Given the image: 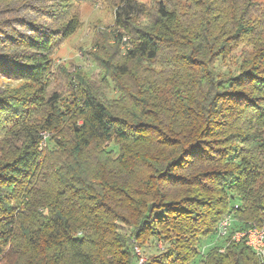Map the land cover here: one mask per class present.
<instances>
[{"label": "trees", "instance_id": "1", "mask_svg": "<svg viewBox=\"0 0 264 264\" xmlns=\"http://www.w3.org/2000/svg\"><path fill=\"white\" fill-rule=\"evenodd\" d=\"M68 1L39 12L58 23ZM117 1L96 74L62 68V94L48 56L76 23L9 36L30 52L1 71L37 88L0 95V264H132L147 246L143 264H262L230 236L264 224V0Z\"/></svg>", "mask_w": 264, "mask_h": 264}, {"label": "rangeland", "instance_id": "2", "mask_svg": "<svg viewBox=\"0 0 264 264\" xmlns=\"http://www.w3.org/2000/svg\"><path fill=\"white\" fill-rule=\"evenodd\" d=\"M62 2V0H60ZM138 4L152 5L161 0H132ZM59 0H0V60L4 55H21L30 51L24 48L11 47L10 37L17 33L23 35L29 33L27 22H35L47 27L54 28L68 19L76 23L74 31L60 41H55L56 45L52 49L51 55L48 56L50 61V70L52 76L48 79L49 92L58 90L63 92V68L69 73H76L77 68L80 72L96 74L93 63V54L95 53L94 44L104 38H110L116 29L114 19L117 8V0H69L63 5L60 20L55 23L49 15H45L39 10L49 12L52 4ZM109 43L110 40H109ZM237 54V53H236ZM235 53L232 54L225 62V66L233 69L236 59ZM0 66V95L10 93L12 90L26 87V93L31 99V95L37 88L36 83L28 82L24 78H15L1 71ZM5 68V67H4ZM6 69V68H5ZM59 72V73H58ZM46 82V83H48ZM25 92V91H24ZM37 95V93H36ZM108 97H113L114 92H106ZM41 139L48 136L47 132H40ZM159 251L164 249L162 243H158ZM204 247L202 250H204ZM148 246L135 247L134 254L136 260L132 264H139V258L145 261L148 255L155 254ZM144 263V262H143Z\"/></svg>", "mask_w": 264, "mask_h": 264}, {"label": "built area", "instance_id": "3", "mask_svg": "<svg viewBox=\"0 0 264 264\" xmlns=\"http://www.w3.org/2000/svg\"><path fill=\"white\" fill-rule=\"evenodd\" d=\"M232 217L230 215H224L216 228V236L218 237L223 231L224 227H228L229 223L232 222ZM243 239L244 244L254 253L257 259L264 264V249L263 252H254V245H263L264 240V229H258V226L254 227V231L248 232H238L236 236V241ZM1 259V256H0ZM141 258H139L138 263H141Z\"/></svg>", "mask_w": 264, "mask_h": 264}, {"label": "bare ground", "instance_id": "4", "mask_svg": "<svg viewBox=\"0 0 264 264\" xmlns=\"http://www.w3.org/2000/svg\"><path fill=\"white\" fill-rule=\"evenodd\" d=\"M230 226H231V222L229 223V226H228V227H224V228H223V231H222L221 234L218 236L219 239H220V238H223V237H228L227 235H229L228 232H229V228H230ZM255 226H256V225H253V224H252L251 226L245 228V230L238 231V232L254 231V227H255ZM258 229H264V224H262L261 226H258ZM238 232H236L235 234H233V235L230 236V239H231L232 241H236V236H237V233H238ZM263 249H264V240H263V245H254V252H263ZM143 262H144V260H141V263H139V264H143Z\"/></svg>", "mask_w": 264, "mask_h": 264}]
</instances>
